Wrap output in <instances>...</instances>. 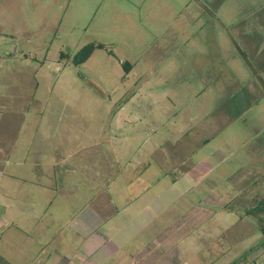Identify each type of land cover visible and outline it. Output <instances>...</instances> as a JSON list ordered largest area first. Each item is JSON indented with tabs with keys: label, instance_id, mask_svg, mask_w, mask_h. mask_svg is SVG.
Returning <instances> with one entry per match:
<instances>
[{
	"label": "rangeland",
	"instance_id": "obj_1",
	"mask_svg": "<svg viewBox=\"0 0 264 264\" xmlns=\"http://www.w3.org/2000/svg\"><path fill=\"white\" fill-rule=\"evenodd\" d=\"M8 143L46 202L32 247L11 200L40 171L1 159L3 264L107 239L117 264H263L264 0H0Z\"/></svg>",
	"mask_w": 264,
	"mask_h": 264
},
{
	"label": "crops",
	"instance_id": "obj_2",
	"mask_svg": "<svg viewBox=\"0 0 264 264\" xmlns=\"http://www.w3.org/2000/svg\"><path fill=\"white\" fill-rule=\"evenodd\" d=\"M9 144L10 143H8V145ZM6 145L7 144H5V145L0 144V154L2 155V156H0V163L3 162V160H1V159H4L6 164L7 163H14V165H16V166L18 165L24 171H26V169H28L27 166H29L30 168L32 167L31 169H34V171H36V172L40 171L39 174H37L35 172L36 175L35 174L32 175L33 176L32 180L35 183V190L37 192H40V193L36 194L35 196H33V195L32 196H30V195L26 196V199H20V198L16 199L15 198L14 201L11 200V202H13L11 204V206H12L13 210H15V213L17 212L18 214H21L22 213L21 210L23 211V213H25L26 212L24 209L25 207L32 208V209H34V207H36V209H37L30 216L35 219V222L33 224L35 228L34 229L31 228V229L38 236L33 238L30 234L25 233V238L27 239L26 244H30V245H32V247H34L37 244L36 242H39V244H41L40 243L41 240L39 239V237H40V234H41V236H42V234H44V228L42 226V224H43L42 217H43V214H45V211L41 205H42V202H46V199H44L45 195H42V183H41L42 167L40 166V164L37 161L36 162L35 161L30 162V164H28L26 162L27 156H25L23 159H19L18 161L11 158V156H9V154L12 155V154L17 153V152L13 153V151L16 149V146H14V144H11L9 146H6ZM201 167H202V165H198V166L195 165L192 167V169L197 170V169H201ZM200 175H202V174H200ZM3 176L6 177L5 171L0 172V177L2 178ZM20 177H21V175H19V174H17V175L11 174L10 175V178L15 180V181H17V179ZM253 177H254V180L251 184L257 185V181L260 179H258V177H257V179H258L257 180L255 178V175H253ZM23 179H24V177H23ZM261 179H263V178H261ZM240 192L242 193V191H240ZM247 196H252L251 197L252 199H254V197H256V195L250 193V194L246 195L245 199L248 198ZM2 198H3V196L2 197L0 196V202L3 201ZM29 202L31 204H29ZM12 208H11V210H12ZM106 241H107V243L111 244V242H109L108 239ZM107 243L105 242V244H103V246H100L96 250L95 253H97V254L94 253L91 256H89V255L85 256V254L82 253V251L79 249V247H77V248L73 249L74 251H73L70 258L61 256L60 253L57 252L58 254H56L52 260H51V256L53 254H51V255L46 254L43 257L39 258L38 256L40 255V251L43 249V247H39V251H34L31 253H28L29 260L27 261V264H117V260L112 261V262L109 261L115 253L112 251L110 246L106 245ZM115 250L118 251V248H115ZM179 257H181V256H177V258H176V260H178V262H176V264H187L185 262L187 260H185L183 258L181 259ZM258 263L259 262H255L254 264H258ZM263 264H264V262H263Z\"/></svg>",
	"mask_w": 264,
	"mask_h": 264
},
{
	"label": "trees",
	"instance_id": "obj_3",
	"mask_svg": "<svg viewBox=\"0 0 264 264\" xmlns=\"http://www.w3.org/2000/svg\"><path fill=\"white\" fill-rule=\"evenodd\" d=\"M103 45L99 44V45H95L93 43H89L85 46H83L76 54H74V56L72 57V63L75 65H79L81 63H84L93 53V51L96 48H102ZM61 57H68L67 55H65L64 53L61 54ZM123 66L126 67V70L128 71L130 69V65L123 63ZM263 239H264V228H263ZM264 241V240H263ZM262 241V243H263ZM0 264H3L1 259H0Z\"/></svg>",
	"mask_w": 264,
	"mask_h": 264
}]
</instances>
